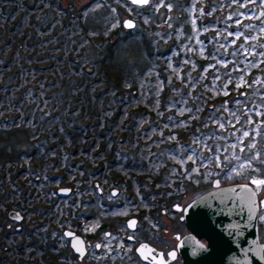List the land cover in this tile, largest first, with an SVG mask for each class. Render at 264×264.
<instances>
[{
    "label": "rangeland",
    "instance_id": "rangeland-1",
    "mask_svg": "<svg viewBox=\"0 0 264 264\" xmlns=\"http://www.w3.org/2000/svg\"><path fill=\"white\" fill-rule=\"evenodd\" d=\"M112 2L0 0V159L12 133V149L22 151L0 161V237H8L21 185L27 215L44 213L50 233L51 215L68 206L56 188L85 185L88 175L101 181L108 172L113 185H192L229 161L237 163L231 180L248 181V157L238 158L252 155L263 131L233 93L221 94L235 88L229 80L259 74L222 65L236 32L217 22L264 13V0H151L145 8L126 1L121 12ZM133 13L130 26L119 23ZM213 35L223 36L221 57ZM228 146L230 156L222 155ZM7 246L0 244L2 255Z\"/></svg>",
    "mask_w": 264,
    "mask_h": 264
},
{
    "label": "flooded vegetation",
    "instance_id": "flooded-vegetation-1",
    "mask_svg": "<svg viewBox=\"0 0 264 264\" xmlns=\"http://www.w3.org/2000/svg\"><path fill=\"white\" fill-rule=\"evenodd\" d=\"M99 1L100 8L110 4L109 0ZM112 1L119 12L126 1L133 7L139 6L130 0ZM150 1L147 0L143 8ZM243 6L246 7V3ZM131 16H135L134 13L120 18L119 23ZM228 18H232L229 26L217 22L223 28L229 27L231 32H236L235 35L230 34L234 41L227 45V51L231 53L229 60L221 64L233 69L250 67L259 74L257 80H229L226 86L235 88L221 94V98H227L233 93L235 106L254 114L250 123L255 119V125L263 131L256 147L250 150L252 155L246 153L238 158L248 157L249 165L244 171L248 181L231 180L237 178V163L230 164L229 161L218 166L215 164L214 170L207 174L201 169L203 172L199 176L204 179L194 180L192 185L188 184V178L180 180V183L173 181L170 186L144 185L137 181L135 184L113 185L108 181V172L101 174L105 177L101 181L95 178L97 173L88 175L83 181L85 185L58 187V190H67L68 206L64 213L61 210L60 216H56V211L51 215L50 233L44 225V213L41 218L34 216V212L27 215L30 209L28 203H23L25 187L21 185L16 188L17 198L11 197L10 202L14 204L9 210L18 213L20 220H11L6 226L8 237H0V244L3 241L8 243L4 255L0 249L1 264H184L178 248L181 239L193 237L204 249L200 257L209 253L210 245L205 235L198 236L190 231L185 210L196 199L235 184H249L255 191L258 201L257 236L264 244V13L235 12ZM222 39L223 36H215L213 50L216 54L222 46ZM235 81L241 84L233 83ZM233 147L228 146L222 155L230 156ZM77 152H74L73 159L80 158L81 153ZM234 153L231 151V157ZM75 165L77 168L85 166L77 161ZM197 186L200 187L199 193H195ZM32 227L36 233L29 231Z\"/></svg>",
    "mask_w": 264,
    "mask_h": 264
},
{
    "label": "water",
    "instance_id": "water-1",
    "mask_svg": "<svg viewBox=\"0 0 264 264\" xmlns=\"http://www.w3.org/2000/svg\"><path fill=\"white\" fill-rule=\"evenodd\" d=\"M145 4L147 0H131ZM132 23L131 20H125ZM60 196L67 190L60 189ZM187 225L195 235L209 240V253L193 237L180 240L178 248L184 264H264V244L257 236L258 201L254 189L248 184H235L218 188L196 199L185 210ZM11 219L19 215L9 213Z\"/></svg>",
    "mask_w": 264,
    "mask_h": 264
},
{
    "label": "trees",
    "instance_id": "trees-1",
    "mask_svg": "<svg viewBox=\"0 0 264 264\" xmlns=\"http://www.w3.org/2000/svg\"><path fill=\"white\" fill-rule=\"evenodd\" d=\"M213 37H215V35H213ZM230 50H228L227 52H225L224 54H223V57H226V56H229L230 57ZM218 56L219 57H221L222 56V53H220V54H218ZM229 57H228V59L227 60H229ZM207 63V61L205 60V57L203 58V59H201L200 60V66H201V68L205 65ZM165 89V86H163L162 87V91H163V93L167 96L168 94H167V91L168 90H164ZM134 93H137V90H135V92ZM145 112H147V114H150L147 110H145ZM149 120H150V117H149ZM14 141V134L12 133V134H10V137H8V145H7V148H6V151L4 152L6 155H7V157L8 158H1L0 159V161H8V162H10V161H13V158L15 157H17V158H19V155H21V153H22V151H21V148L19 149V150H17V151H14L13 149H12V142ZM0 151H2V150H0ZM74 152H75V150H74ZM7 153H12V154H14V155H11V156H9V154H7Z\"/></svg>",
    "mask_w": 264,
    "mask_h": 264
}]
</instances>
